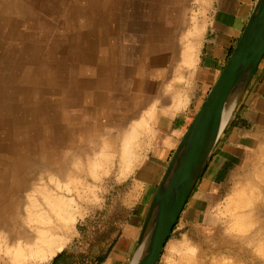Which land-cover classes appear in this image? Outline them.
<instances>
[{
    "label": "rangeland",
    "instance_id": "rangeland-1",
    "mask_svg": "<svg viewBox=\"0 0 264 264\" xmlns=\"http://www.w3.org/2000/svg\"><path fill=\"white\" fill-rule=\"evenodd\" d=\"M210 3L0 0V264H96L113 246L162 128L199 95ZM263 147L208 218L180 216L158 264H188V257L264 264V232L253 233L264 228V210L248 224L241 218L252 207L239 202L261 179ZM46 189L77 215L70 232L60 219L30 216L56 214ZM37 226L65 240L63 248L17 262L6 245L29 251Z\"/></svg>",
    "mask_w": 264,
    "mask_h": 264
},
{
    "label": "crops",
    "instance_id": "crops-1",
    "mask_svg": "<svg viewBox=\"0 0 264 264\" xmlns=\"http://www.w3.org/2000/svg\"><path fill=\"white\" fill-rule=\"evenodd\" d=\"M255 2L256 0H211L196 64V80L201 87L199 95L193 93L186 108L175 113L168 125L162 128L150 159L137 174L135 198L129 205L131 213L121 222L119 236L101 264H129L171 153L221 75L246 27ZM263 146L264 60L182 212L185 222L208 218L209 210L216 209L230 193V185L235 184L239 171L253 168L255 153H259Z\"/></svg>",
    "mask_w": 264,
    "mask_h": 264
},
{
    "label": "water",
    "instance_id": "water-1",
    "mask_svg": "<svg viewBox=\"0 0 264 264\" xmlns=\"http://www.w3.org/2000/svg\"><path fill=\"white\" fill-rule=\"evenodd\" d=\"M263 59L264 0H256L246 27L221 75L169 159L149 205L129 264L160 262L191 194L239 109ZM231 105H234L232 112L223 124L226 110Z\"/></svg>",
    "mask_w": 264,
    "mask_h": 264
},
{
    "label": "bare ground",
    "instance_id": "bare-ground-1",
    "mask_svg": "<svg viewBox=\"0 0 264 264\" xmlns=\"http://www.w3.org/2000/svg\"><path fill=\"white\" fill-rule=\"evenodd\" d=\"M254 81V80H253ZM183 100L178 101L176 105V110H180L183 107ZM234 103V102H233ZM231 103V104H233ZM234 105H231L228 107L225 113V119L224 123L227 121L228 117L230 116L232 109ZM262 138V137H261ZM132 141H128L127 148H125L124 152L125 154H128L130 151V145ZM258 149V148H257ZM264 153V152H263ZM257 175L261 177V179L256 180L254 178L251 182V187L249 188V192L247 195H240L239 196V202L240 206H250L252 207V211L248 212L247 214H244L241 219L247 221L248 224H252L256 220L260 219V211L264 210V163H262L259 168H257ZM46 200L47 203L50 204L53 207L56 214H52L45 209H41L37 211L36 213H33L30 215L32 218H35L37 221H44L51 223L54 221V218L60 219L63 222V229L66 232L71 231V227L75 220L77 219V215L73 212H64L62 210V204H65L66 200L64 196L53 194L49 189H46ZM81 214V213H80ZM36 230L38 231V236L36 238L37 242L33 248H31L29 251L26 250V247H24L20 242L14 247H9V245H6V253L12 254L15 258V260L19 263L23 262L26 259V256H38L41 259H47L49 257H53L58 251H60L63 248V245L65 244V240H62L55 234L51 232V229H44L39 228L37 226ZM264 228L255 230L254 235L258 236L263 234ZM186 245V244H185ZM2 247V245H0ZM187 246V245H186ZM184 248L183 245H177L174 246L172 249L181 251ZM186 262L188 264H225L220 258H215L213 261L208 262L206 260H194L191 257H188Z\"/></svg>",
    "mask_w": 264,
    "mask_h": 264
},
{
    "label": "trees",
    "instance_id": "trees-1",
    "mask_svg": "<svg viewBox=\"0 0 264 264\" xmlns=\"http://www.w3.org/2000/svg\"><path fill=\"white\" fill-rule=\"evenodd\" d=\"M110 249H111V246H110L109 249H107L103 254L97 255V257H96V259H95L96 264H101V263L106 259V257H107V255H108ZM62 254H63V253L57 255V256L55 257L54 260H55V261L58 260V259L62 256Z\"/></svg>",
    "mask_w": 264,
    "mask_h": 264
}]
</instances>
